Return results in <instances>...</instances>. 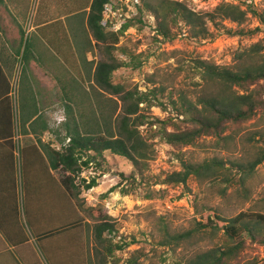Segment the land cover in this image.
<instances>
[{
  "label": "trees",
  "instance_id": "trees-1",
  "mask_svg": "<svg viewBox=\"0 0 264 264\" xmlns=\"http://www.w3.org/2000/svg\"><path fill=\"white\" fill-rule=\"evenodd\" d=\"M113 1L91 0L87 15L85 13L91 38L74 45L60 19L69 14L66 13L54 15L53 33L49 31L51 24L40 27L37 34L33 31L14 49L13 63L17 62V57L21 58L20 76L30 75V64L34 62L55 79L65 114L56 129L50 127L39 108L32 83L25 90L17 89V97H13L11 74L6 73L8 59L0 63V261L8 264H91L85 223L77 203L81 201V192L97 183L94 176H82L84 170L92 166L103 168L104 153L108 151L125 158L133 168V173L126 177L121 173L122 179L135 180L137 176H143L154 158L156 137L171 147L183 148L200 136L220 135L227 124L245 122L258 110L264 111V83H260L264 82L263 37L237 51L231 65L198 61L202 79L217 89L202 95L197 105L186 104L180 98V105L175 102H172L173 106L169 105L172 109L166 116L146 119L140 113L139 104L145 101L147 93L129 91L113 79L114 72L125 66L113 53L117 49L118 34L106 31L103 23L105 6ZM141 1L144 9L154 15L157 33L166 40L172 39V26L178 22H182L194 38L207 36L208 23L222 25L229 35L242 34L240 28L224 27L223 22L240 27L249 16L260 26L251 34L264 28V10L257 9L252 2H222L210 12L198 14L182 2L155 0L151 5L150 1ZM135 9L134 14L142 13L139 6ZM132 17L122 30L131 24ZM136 20L142 21L141 17ZM73 35L76 38L77 35ZM33 36L43 40V50ZM95 47L104 48L105 57L96 63L89 62L86 54ZM46 53L54 54L68 73L74 74L71 80L65 81V77L54 75V60L45 57ZM85 64L92 70L91 78L97 89L121 100L115 129L110 122L109 107L104 112L99 108V102L97 106L95 103L89 105L84 103V95L80 96L77 87L83 80L81 67ZM46 132H51L55 138L51 136L45 141ZM263 160L264 150L252 161L238 165L242 171L240 189L244 194L249 192L247 178ZM225 169L216 160L201 163L181 160L180 169L165 173L162 182L185 185L191 177L213 178L224 175ZM206 225H210L213 232L222 231L224 243L191 255L183 264H227L236 258L247 241L264 245V214L244 211L229 219L214 214L206 218ZM113 230L106 215L94 225L95 253L97 245L103 246L106 242L105 250L109 255L115 249L124 248L118 243H110L107 236ZM192 234L193 231L187 230L170 234L169 238L178 243L188 240ZM136 262L135 257L128 261L129 264Z\"/></svg>",
  "mask_w": 264,
  "mask_h": 264
},
{
  "label": "rangeland",
  "instance_id": "rangeland-1",
  "mask_svg": "<svg viewBox=\"0 0 264 264\" xmlns=\"http://www.w3.org/2000/svg\"><path fill=\"white\" fill-rule=\"evenodd\" d=\"M147 1L151 5L155 3V0ZM173 1L185 3L198 14L210 12L222 2H237ZM241 1L252 2L257 9L264 10V0ZM31 3L32 11L37 0H32ZM135 6L142 8V13L134 14ZM103 14L106 31L118 34L117 49L113 53L125 63V66L114 72V82L129 91L147 93L145 101L139 104L140 113L146 119L166 116L172 109L169 105L173 106L172 102L180 105V98L186 104L195 106L202 95L216 91L215 86L202 79L198 61L218 66L231 65L237 51L264 37V28L251 34L255 27L260 26L254 17L249 16L240 27L223 22L224 27L240 28L242 34L229 35L222 25L208 23L207 36L194 38L188 28L178 22L176 26H172V39L166 40L157 33L156 19L144 9L141 0H115L105 6ZM133 14L135 18L132 17ZM131 17V24L122 30ZM140 17L142 21L138 22L136 18ZM67 19L64 20V27L74 45L87 37L91 38L87 28L84 34L76 31L82 37L75 38ZM92 42L94 43L93 40ZM39 45L43 50L45 44ZM103 50L104 48L95 47L86 54V60L96 63L105 57ZM44 56L54 60V75L65 77V81L71 80L74 74L68 73L60 59L52 53ZM12 57L13 54L8 59L6 73L11 74L13 97H17V89L25 90L32 83L37 91L36 102L37 98L40 99L39 108L47 117L50 127L56 129L64 120L65 114L62 94L55 79L44 67L34 62L30 64V75L20 76L21 58L17 57L14 64L15 57ZM82 66L83 80L78 82L80 88L77 87L80 96L84 95L81 97L89 105L95 103L97 106L99 102V108L104 112L109 107L110 122L115 129L121 113V100L118 96L98 90L91 78V68L87 64ZM51 136L54 137V134L46 132L43 139L47 141ZM262 150L264 111L258 110L245 122L227 124L220 135L200 136L193 144L183 148L171 147L156 137L154 158L143 176H137L135 180L122 179L121 173L126 177L133 173V168L125 158L106 151L103 168L92 166L93 168L82 172L86 178L94 176L97 184L89 190H83L80 194L81 201L77 203L85 223L91 264H129L132 257L136 258L137 264H183L185 259L197 252L222 245L225 237L222 231L213 232L210 225H206L208 216L218 214L229 219L244 211L264 214V160L247 178L246 189L249 192L245 194L240 189L242 171L238 166L252 161ZM181 160L191 163L216 160L226 169L222 172L224 175H215L213 178L191 177L185 185L164 184L162 181L165 173L179 170ZM124 191L127 194H123ZM104 215L109 217V222L114 227L113 233L107 236L110 243H118L124 247L122 250L115 249L111 255L105 250L107 242L103 246L97 245V253L94 251L96 243L93 227ZM187 230L193 231L188 240L176 243L169 238L170 234ZM227 264H264V245L247 241L236 258Z\"/></svg>",
  "mask_w": 264,
  "mask_h": 264
},
{
  "label": "crops",
  "instance_id": "crops-1",
  "mask_svg": "<svg viewBox=\"0 0 264 264\" xmlns=\"http://www.w3.org/2000/svg\"><path fill=\"white\" fill-rule=\"evenodd\" d=\"M31 2L32 0H0V63L9 59L14 47L25 40L27 35H31L33 31L37 34V29L45 25L52 26L54 15L69 13L60 19L64 21L68 18L67 22L74 34L76 31L84 34L87 28L85 13L87 15L91 0H37L32 11ZM41 20L44 21L40 22ZM49 31L54 32V25ZM33 38L38 43H44L39 36ZM37 101L40 104V99L37 98ZM0 264L8 263L0 261Z\"/></svg>",
  "mask_w": 264,
  "mask_h": 264
},
{
  "label": "built area",
  "instance_id": "built-area-1",
  "mask_svg": "<svg viewBox=\"0 0 264 264\" xmlns=\"http://www.w3.org/2000/svg\"><path fill=\"white\" fill-rule=\"evenodd\" d=\"M82 176H83V174H82Z\"/></svg>",
  "mask_w": 264,
  "mask_h": 264
}]
</instances>
